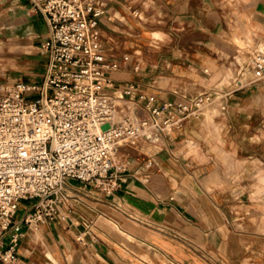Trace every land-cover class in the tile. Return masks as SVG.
Instances as JSON below:
<instances>
[{"label":"crops","instance_id":"obj_1","mask_svg":"<svg viewBox=\"0 0 264 264\" xmlns=\"http://www.w3.org/2000/svg\"><path fill=\"white\" fill-rule=\"evenodd\" d=\"M34 1L0 0L13 35L0 52L20 41L27 66L48 36ZM93 1L115 86H137L143 104L236 90L162 145L121 149L111 193L70 182L61 216L35 229L19 205L4 250L16 235V264H264V80L236 86L240 47L264 44V0Z\"/></svg>","mask_w":264,"mask_h":264},{"label":"built area","instance_id":"obj_2","mask_svg":"<svg viewBox=\"0 0 264 264\" xmlns=\"http://www.w3.org/2000/svg\"><path fill=\"white\" fill-rule=\"evenodd\" d=\"M33 9L48 25L41 82L7 81L0 71L1 264H16L17 236L6 250L3 240L20 201L36 200L24 217L31 227L61 216L70 182L111 193L125 169L116 161L121 149L162 145L188 118L236 90L143 104L137 86H115L111 74L119 66L103 49L104 10L93 0H35ZM249 66L264 80V48L253 50Z\"/></svg>","mask_w":264,"mask_h":264},{"label":"rangeland","instance_id":"obj_3","mask_svg":"<svg viewBox=\"0 0 264 264\" xmlns=\"http://www.w3.org/2000/svg\"><path fill=\"white\" fill-rule=\"evenodd\" d=\"M6 13V9L4 6H2L0 4V29L4 27V33L3 35L0 34V38L4 39L5 37H11L13 36L10 31H8L7 27H11L10 24L7 23L8 21V16L5 14ZM9 41V39L7 40ZM4 42L0 41V45H3ZM20 45V41H12V42H7L6 43V47L7 50L6 51H1L0 52V71L2 74V78H4L7 81H18V80H23V81H30V80H35L36 78V82L40 83L41 79L43 77V66L45 64V57L42 54L41 49L38 50L37 54L34 56L36 61L32 62L30 65H26L24 63V57L21 56L19 54V48L18 46ZM240 47V46H239ZM243 52H245V55L243 56V58H237L236 61H245V62H249L250 58H251V54L253 52L254 49L256 48H264V44L261 43V45L259 46H255V47H251V48H242L240 47ZM137 55H140V52H137ZM139 58V60L141 61L142 67H144L145 65V61L142 59V56H137ZM248 70L246 71L245 69V73L247 72V74L242 75V77L240 78V81L242 84L244 83H251V82H256L259 80H263L262 78H259V74L252 69L251 66L249 67H245ZM230 78H226L225 80V84H228L230 81L234 80L236 77L235 75H230ZM172 84H174L173 82H171ZM130 105V104H129ZM221 105L222 103L214 101L212 102V104L208 105L204 110H203V116L204 118H206V110L208 108H214L217 112V114H221ZM190 142H188L189 144ZM187 144V143H186ZM190 145V144H189ZM134 155V153H132ZM142 156H139V159L141 160ZM36 200H32V201H20V206H22L23 204L26 206H30L32 205ZM33 229H35V226H33ZM15 257H17V254H14Z\"/></svg>","mask_w":264,"mask_h":264},{"label":"bare ground","instance_id":"obj_4","mask_svg":"<svg viewBox=\"0 0 264 264\" xmlns=\"http://www.w3.org/2000/svg\"><path fill=\"white\" fill-rule=\"evenodd\" d=\"M127 107L128 108H130V106L129 105H127ZM213 111H216L214 108H208L207 110H206V117H208L209 115H211L212 114V112ZM119 159V155H117L116 156V161ZM34 225H36V224H33L32 226H34ZM31 226V227H32ZM35 236V235H34ZM20 264V263H19Z\"/></svg>","mask_w":264,"mask_h":264}]
</instances>
